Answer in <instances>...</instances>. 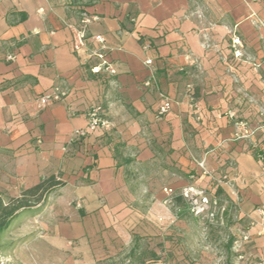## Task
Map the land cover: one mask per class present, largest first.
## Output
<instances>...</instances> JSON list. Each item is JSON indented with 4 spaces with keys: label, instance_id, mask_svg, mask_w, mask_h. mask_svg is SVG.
<instances>
[{
    "label": "crops",
    "instance_id": "0c3cea01",
    "mask_svg": "<svg viewBox=\"0 0 264 264\" xmlns=\"http://www.w3.org/2000/svg\"><path fill=\"white\" fill-rule=\"evenodd\" d=\"M255 18L264 22V0H0V174L9 197L55 175L81 213L104 216L122 206L125 169L160 156L180 177L169 189L204 188L229 205L224 214L235 207L237 262L264 264V39ZM95 36L107 62L98 73ZM53 87L67 97L40 107ZM160 95L171 108L157 118ZM93 105L110 129L70 141L87 131ZM228 112L255 130L251 139H234Z\"/></svg>",
    "mask_w": 264,
    "mask_h": 264
},
{
    "label": "rangeland",
    "instance_id": "374dc122",
    "mask_svg": "<svg viewBox=\"0 0 264 264\" xmlns=\"http://www.w3.org/2000/svg\"><path fill=\"white\" fill-rule=\"evenodd\" d=\"M2 163L0 153V171ZM124 175L122 206L114 213H81L78 195L59 189L20 215L0 235V264H239L242 227L234 206L208 223L191 217L183 203L168 204L164 190L180 177L160 156ZM5 186L0 174L6 201Z\"/></svg>",
    "mask_w": 264,
    "mask_h": 264
},
{
    "label": "built area",
    "instance_id": "2783aa9c",
    "mask_svg": "<svg viewBox=\"0 0 264 264\" xmlns=\"http://www.w3.org/2000/svg\"><path fill=\"white\" fill-rule=\"evenodd\" d=\"M96 17H91L85 19V24L87 22L96 21ZM254 27L261 32V38L264 39V22L260 19L255 18L253 20ZM85 29L78 32L79 40L83 42L86 38L85 36ZM94 41H96L99 45V51L93 52V57L96 58L97 66H94L91 71L94 73H98L101 70H107V62L103 55L102 50L104 49L103 46V39L100 36H95ZM231 48L233 50V56L235 58H241L243 56V44L238 38H233L231 40ZM11 59V58H9ZM146 65H150V61L145 63ZM111 72V71H110ZM145 86H148L146 84ZM67 97V91L61 89L59 87H53L50 91L44 93L42 96L39 97L38 103L40 107H45L49 104L59 103L62 102ZM171 102L168 98L163 95H160V104L157 108V118H161L170 111ZM227 118L232 122L234 128V139L235 140H249L253 137L255 130H252L248 127V125L240 120H237L233 113L228 112ZM87 131L76 130L70 141H78L81 138H84L87 132H93L95 130L101 131H108L110 129V123L105 117L104 110L100 105H93L91 106L87 113ZM258 159L263 161V156L259 155ZM199 167L203 169L202 163L199 164ZM164 192L166 193L167 203L173 204L177 198L181 199L182 203L186 207L189 215L194 219L212 223L216 221L217 217H222L225 213V208L222 207L219 202L215 199H211L209 193L204 188H198L194 186H186L182 188L178 193H175L171 189H165ZM258 213L261 215L262 210H258ZM249 240V236L244 234L242 236V241L247 242Z\"/></svg>",
    "mask_w": 264,
    "mask_h": 264
},
{
    "label": "trees",
    "instance_id": "16d2710c",
    "mask_svg": "<svg viewBox=\"0 0 264 264\" xmlns=\"http://www.w3.org/2000/svg\"><path fill=\"white\" fill-rule=\"evenodd\" d=\"M65 186V183L55 175H50L36 185L21 190L17 197L0 198V235L5 232L11 223L25 212L37 210L45 199ZM175 204H182L177 198ZM232 241H230L231 244ZM238 256V255H236ZM226 264H231L229 261Z\"/></svg>",
    "mask_w": 264,
    "mask_h": 264
}]
</instances>
